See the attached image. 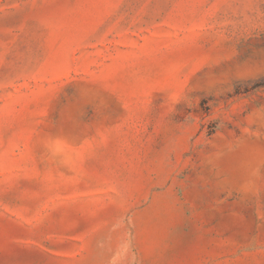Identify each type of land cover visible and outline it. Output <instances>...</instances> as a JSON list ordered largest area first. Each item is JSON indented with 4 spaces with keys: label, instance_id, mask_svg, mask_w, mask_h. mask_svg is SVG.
<instances>
[{
    "label": "rangeland",
    "instance_id": "374dc122",
    "mask_svg": "<svg viewBox=\"0 0 264 264\" xmlns=\"http://www.w3.org/2000/svg\"><path fill=\"white\" fill-rule=\"evenodd\" d=\"M0 264H264V0H0Z\"/></svg>",
    "mask_w": 264,
    "mask_h": 264
}]
</instances>
